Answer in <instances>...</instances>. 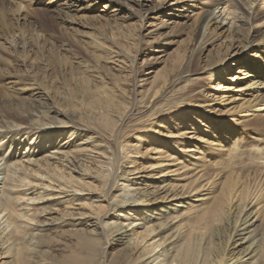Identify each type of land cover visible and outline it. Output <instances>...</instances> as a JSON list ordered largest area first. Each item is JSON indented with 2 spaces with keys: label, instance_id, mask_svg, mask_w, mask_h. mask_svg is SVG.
Returning a JSON list of instances; mask_svg holds the SVG:
<instances>
[{
  "label": "bare ground",
  "instance_id": "6f19581e",
  "mask_svg": "<svg viewBox=\"0 0 264 264\" xmlns=\"http://www.w3.org/2000/svg\"><path fill=\"white\" fill-rule=\"evenodd\" d=\"M95 1L60 2L65 5L64 14L69 18L70 13L71 18L87 9L89 4L85 2ZM114 1L119 10H127L121 15L123 21L114 22L117 18L113 15L105 19L103 29H97L99 35L91 44L117 51L118 56L134 65L129 44L133 42L138 47L140 35L122 32L123 23L137 14L142 25L145 13L152 9L144 10L141 0ZM208 5L213 8L208 15L191 25L190 35L195 41L186 62L185 53L176 51L162 70L147 73L152 75L150 98L161 92L160 97L153 101L151 113L133 122L138 134L135 143L128 141L122 145L124 155L121 149H112V140L120 143V134L124 132L116 127L127 111L128 93L116 85L113 89L108 87L112 83H107L104 75L83 77L71 73L77 87L72 104L56 102V98H66L65 92L35 82V91L28 94L30 98L34 92L45 97L47 108L37 97L28 102L23 100L26 97L0 99V129L15 130L27 142L31 140L30 147H25L28 151L18 156L16 148L7 153L6 146H0V157L7 162L3 169L5 178L0 182V257L5 259L0 264H264V132L257 138L261 144L255 141L248 146L243 137L248 125L264 126V117L257 118L260 113L264 115V31L259 38L256 36L257 25L264 27V0H209ZM4 9L8 8L3 6L0 10ZM20 9L17 6L13 11ZM165 10L166 6L159 4L152 13ZM175 11L179 10L167 14L172 21L166 22L169 27L165 34L189 27L180 20L186 16ZM4 13L7 14L5 11L0 15ZM3 17L4 22L0 23L6 24L8 16ZM11 26L8 31L17 30L14 24V29ZM25 27L29 28L26 24ZM26 28L24 31H29ZM222 30L228 32L222 41L226 50H210L203 57L214 40H221ZM33 33L37 44L40 34ZM11 38H2L0 47L9 42L16 50V42ZM22 51H26L24 45ZM198 56L203 57L202 68L193 73L191 67L196 65ZM236 62L242 65L234 68ZM87 65L86 71L92 72ZM230 69L235 73L231 77ZM185 77L188 82L215 80L207 87L191 89L190 93L188 88L182 89L185 95L179 93L181 96L172 93L174 88L168 91ZM222 79L228 86L224 89L223 85L219 92ZM133 82L129 104L137 107L142 103L139 97H145L139 90L140 81L137 86ZM197 94L199 100L190 97ZM250 95L254 98L245 97ZM219 103L225 104L229 114L241 113V128L219 132L220 138H215L217 132L210 137L207 128H214L219 121L190 112L205 108L204 112L209 114V107ZM186 113L190 115L189 121L183 120ZM182 122L185 126L181 129ZM172 128H178V132ZM4 138L1 134L0 141ZM37 142L47 146L49 156L35 145ZM18 145L21 150L22 143ZM136 148L139 150L134 151ZM140 150L143 154L138 156ZM145 156L148 161L143 166L138 160ZM130 158L134 159L121 172L123 161ZM32 188L36 194L28 197ZM44 199L49 203L39 208L33 206L36 201L44 203ZM78 200L84 201L88 209L85 215L79 214L84 220L68 222L67 218L75 215L68 209L56 218L43 216ZM21 203L26 208H20ZM111 215L116 220L109 222ZM77 224L83 227L74 228ZM66 226L74 227L65 230ZM112 246L118 251L113 259L112 254L108 255Z\"/></svg>",
  "mask_w": 264,
  "mask_h": 264
},
{
  "label": "rangeland",
  "instance_id": "374dc122",
  "mask_svg": "<svg viewBox=\"0 0 264 264\" xmlns=\"http://www.w3.org/2000/svg\"><path fill=\"white\" fill-rule=\"evenodd\" d=\"M7 1L8 0H0V9H3V6H6V8H8L6 10L4 9V11H1V10L0 11L7 12V14L6 13H4L5 15L3 14V16H6V17L8 16L7 18L5 17L6 24L8 22L9 26L12 25L11 29H14V27H17L18 31L15 28L13 31L11 30L10 32L8 31L10 29L8 25L0 23L3 26L6 25L5 27L6 29L2 27V25H0V40L3 41L2 38L7 36L10 38L12 37L11 40H14L16 42L15 43L16 50L12 48L9 42L4 45V48L0 47V90H1L0 99L3 100L4 98H6L10 100H15V98H18V97L19 98L26 97L23 100L28 102V101L33 100L35 97H37V100L41 101L44 107L47 108L46 106L47 99H45V97L39 95L37 92L36 93L34 92V95H33L34 97L30 98L31 96H29L28 94V93H32L33 91H35L33 87L35 86V83H36V85L38 86L49 87L53 90H60V91L65 92L66 98L65 99L61 97L56 98L57 99L56 102L61 104V103H65L68 101L69 104H72L74 101V96H76L77 94L76 93L77 87L74 84L75 82L73 83L74 80H72L73 78H72L71 73L73 74L75 73L76 75L83 74L82 75L83 77L104 75L103 77L106 80V82L112 83V85H108V87L112 86V89H113V87L115 88V85H116L118 86V88L125 89L126 93H128L125 96L126 102H128L127 111H125L122 120L118 121L117 127H116L118 131H124V132H121L120 134V143L116 142L115 140H112V149L114 150L121 149L122 155H124L123 154L124 151L122 147L123 144H126L128 141L135 143L134 138L135 136H137L138 133L136 132L137 127H135L136 130L133 127L134 126L133 122L136 121L137 118H141L151 113L150 110H152L153 108V101L160 97L161 92L155 95L154 97L150 98L151 97L150 95L152 94V89L151 88L149 89V86L152 80L150 79V77L152 75H147V73L151 71L152 73H154L160 69L162 70L165 67L166 63H170L172 61V55L176 53V51H182L183 53H185L184 62H186L188 55L191 54L190 50L193 47V44L191 43H194L195 41V40H192V37L190 35L191 29H192L191 25H193L195 21L197 22L201 20L203 17L207 16L209 11L213 9L211 6L208 5L209 0H141V2L144 5L143 9L144 10L152 9L150 11L151 13H149L148 11L145 13V17L142 20L143 21L142 25H141V17H137V14H134V16L131 18L129 17L126 18L123 23L124 28L121 30L122 32L126 30L132 31L135 34L137 33L140 35L138 47L133 46V42L129 44L130 49H131L130 53L132 55V60L135 58V63L133 65L127 59L123 57L121 58L120 55L118 56L117 51L112 50L111 52L110 50L107 49V47L105 48V46L103 45L97 47L91 44L93 38L99 35V31L97 29L99 30L103 29L101 25H103V22L105 21V19H107L108 17L112 18V15H113L118 19V20L115 19L114 22L123 21L124 18H121V15H123L127 10L125 9L119 10V7L115 3L116 1L114 0H99L98 1L97 0L91 3L85 2V4H89V6L86 7L87 9L76 12L75 15L72 16L73 18L72 17L70 18V13H69L68 17L70 18V20L69 18H67V15L64 14V12L66 11L65 10L66 8H65V5L62 2H60L61 0H9L8 1L9 3ZM121 1H127V0H121ZM159 4L166 6L165 12L159 11V12L152 13L153 7H156ZM17 6H19L22 10L20 9L19 12L17 11L15 13L16 11L15 9L17 8ZM12 7H14V9ZM135 7L134 9L135 10L137 9V12H138L139 8L137 6ZM39 8H41L42 11ZM174 9L179 10V11H175V13H182L186 16L180 20L182 22H185L187 25H189V27L175 34H171V35L165 34L164 31L168 30L167 27H169V24H171L170 22L172 21V20L171 21L168 20L169 17L167 14H169V12L171 13ZM49 10L51 12L50 14H49ZM9 11L14 12V14L9 13ZM54 11L55 12L57 11V12L55 13ZM17 13L19 14L16 16ZM141 13L144 14V12H141ZM3 16L2 14L0 15L1 18ZM1 18H0V20H2L1 22H4V19H3L4 17L2 19ZM11 19H13V21ZM35 20L37 21L35 22ZM9 21H11V23ZM166 22H168L169 24ZM12 23L14 24V27ZM16 23H18L20 27L21 26H24V27L20 28L18 27ZM25 24L30 29L29 28L27 29L25 27ZM33 26H34V29H33ZM19 28L23 29L21 30L23 31L22 33H20L21 31L19 30ZM25 28L26 30H29V31H24ZM106 28L108 29L107 26ZM31 29H33V31ZM30 30H31V33H30ZM256 30H257L256 36L257 38H259L261 32L264 31V27L258 24L256 27ZM34 31H37L38 34H40L39 37H41L39 42H37V44L35 43V40L33 41V38H32V34H34L33 33ZM24 33L26 34L24 35ZM28 33L31 35V37L29 36ZM227 35H228V32L223 31L220 34L221 40L220 41L214 40L212 42V45L208 46L207 47L208 49L206 51L204 50L205 51L203 52L204 55H202L203 53L201 55L203 57L206 56L210 50L211 52H214L217 50L224 52L226 50L224 47L225 43L222 44V41L223 40L225 41V37ZM217 37H219V35ZM15 44H12V45H15ZM23 45L26 51L21 52ZM112 46H114V44H112ZM253 52L254 50L252 51V53ZM202 56L196 57V65L191 67V72L194 73V72L201 70L202 64H203ZM232 62L234 61L232 60L231 63ZM85 64L86 65L88 64L87 66L92 67V72L86 71ZM241 65L242 63L238 65V63L236 62V66L234 68H238V66H241ZM98 72L100 74H98ZM233 72L234 71L232 70L228 76L230 77L233 76L235 74ZM91 78L94 80H98L94 77H91ZM145 78L149 79L148 80L149 83L145 81ZM187 78L188 77L183 78L182 81L177 86H174L168 89V91L174 88L172 90V93L176 92L177 93L176 96H178L179 93L182 95L185 92V90H182V89H186V90L189 89V93H190L191 89L193 88L199 89L200 87L202 88L205 86L207 87L212 84L213 80H215L214 78H207V79L204 78L199 82H188L189 79ZM134 80H135L136 86H137V81H140L138 82L140 84L139 90H141V95L142 96L144 95L145 97V98L142 97L143 100L141 96L139 97L142 103L140 104L138 103L139 105L137 107L136 105L133 106L132 103L129 104V98L130 99L132 98L131 91L133 90ZM11 81H13L14 84ZM9 82H11V85L8 84ZM222 82L223 83L220 84V86L222 85V87L218 89L219 92L222 91L223 85L225 86L224 89L226 88V86H228L227 82H225L223 79H222ZM6 83L8 85H6ZM10 86H14V87L11 88ZM30 87L32 88V90L30 89ZM179 88L180 90H182L181 92L180 90H178ZM21 89H24V90L21 91ZM67 89L71 90V93ZM175 89L177 91H175ZM180 94L179 96H181ZM190 97L193 100L200 99L198 94L193 95V96L191 95ZM245 97L254 98L253 95L245 96ZM149 103H151L152 105ZM75 105H76V102L73 104V106ZM224 106L225 104L222 105L221 103H219V105L214 106V108L213 106L209 107V108H212V110L209 112V114L211 113L212 116L204 112L203 109L205 108L201 109L200 112L197 109H194L190 113L200 114V116H206L209 119L219 121V123L217 122L215 124L216 126L214 128H213V125L209 126L208 124L209 127L207 129L209 130L210 137L213 136L214 131H216L218 135L216 133L217 136L215 135V138L217 137L220 138L222 132H224L225 130L230 131L231 128L240 127V125H238V119H240L239 117L241 116V113L240 115L237 112L234 114H238V115H233V113L229 114V112H226V109ZM130 112L137 113V114L130 115ZM189 116L190 115L186 113L185 115L186 118L184 117L183 120L185 119V121H189L190 119ZM257 116H258L257 118H262V116L264 117L262 113L258 114ZM59 117H61L62 119H65L63 116H59ZM254 125L256 124L253 123L252 125H248V127L243 130L244 131L243 132L244 144L248 146L256 144V143L261 144V142H258L259 140L257 138H259V134L264 132V129H262L264 128V126H262L261 128L259 126L255 128ZM183 126H185V122H182L181 129L183 128ZM172 130L175 132H178V128L176 129L172 128ZM14 131H9L8 129H0V135L2 134L3 137L5 136V138L0 141V146L5 145L7 148V153L15 151V148H16L17 149L16 153L18 156L21 154V152L26 153L28 151V149H25V147L27 145H29L30 147L31 140L27 142L26 141L27 138L25 139V137H20L18 133ZM20 143H22V146H21L22 148L21 150H18L19 149L18 144ZM42 144L43 143L41 142L35 143L36 146L39 145V147H42L43 151L45 153H48L47 155L49 156L50 154H49L47 146H45L44 144L42 145ZM139 149L145 151V149H143L142 147H139ZM139 149L136 148L133 150L136 151ZM141 150H140L141 153H136L137 155L139 154L138 156L143 154V151ZM134 154L135 153H133V155ZM147 156L141 157L138 160L143 166L147 165V161H148ZM1 158L2 157H0V159ZM136 158L138 159L139 157H136ZM133 159L134 158H130L127 161H123L120 171L121 172L125 171V169H127L128 162H130V160H133ZM5 163H7L6 160L5 159L3 160L2 158L0 160V171L2 170L0 172V182H2L1 180L5 178L6 173H3V169L7 168L6 166L7 164ZM130 177H132V175ZM0 186H1V183H0ZM1 190L2 189H0V192ZM28 193H29L28 197H31L33 195L35 196L36 194L35 188L30 189ZM44 200H45L44 203H39L38 201L34 202L33 206L39 208L43 204L49 203V202H46L47 199H44ZM83 203L84 201L78 200V201H75L73 205L67 208L58 207L57 209H55L58 211L50 212V213L47 212V214H44L43 216H45L47 219L56 218V217H59L60 214L65 213L68 209L69 212L75 214L74 217L67 218L68 222L75 221V223H77L81 220H84L83 217H80L79 215L80 213H84V215L88 213V209H85L87 207L83 205ZM20 208H23V209L26 208L24 203H21ZM115 220H116V216L111 215V217L109 218V222H112ZM73 227L74 226H66L64 228L65 230H68L69 228H73ZM81 227H83V225L80 226L79 224H77L74 228H81ZM117 252H118L117 249L114 250L113 246L108 249V255L112 254L110 255L112 259L115 258L114 256L117 255ZM0 260H5V259H1L0 257ZM1 262L2 261H0V263Z\"/></svg>",
  "mask_w": 264,
  "mask_h": 264
}]
</instances>
